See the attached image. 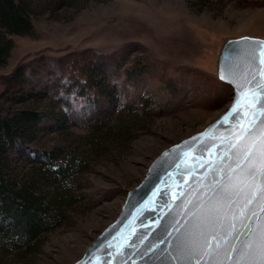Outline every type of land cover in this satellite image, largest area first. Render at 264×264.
Here are the masks:
<instances>
[{"label":"rangeland","instance_id":"obj_1","mask_svg":"<svg viewBox=\"0 0 264 264\" xmlns=\"http://www.w3.org/2000/svg\"><path fill=\"white\" fill-rule=\"evenodd\" d=\"M30 2L34 31L9 37L0 94L24 66L26 90L46 92L48 112L68 114L63 126L53 117L42 123L39 146L77 148L88 162L73 183L78 203L69 219L46 235L28 264H75L118 218L152 162L228 111L233 89L218 77L219 55L229 39H264V0ZM92 64L106 77L104 94L80 95L75 80L82 82ZM7 96L6 111L21 107L11 104L19 90ZM133 113L139 119L132 140L97 150L83 145L90 120Z\"/></svg>","mask_w":264,"mask_h":264},{"label":"trees","instance_id":"obj_2","mask_svg":"<svg viewBox=\"0 0 264 264\" xmlns=\"http://www.w3.org/2000/svg\"><path fill=\"white\" fill-rule=\"evenodd\" d=\"M33 12L30 0H0V65L6 64L13 48L11 35L33 33ZM25 71L20 66L0 94V264H28L46 235L64 226L78 203L73 183L87 169L88 162L82 151L76 153L77 148L39 146L42 123L53 117L63 126L68 114L48 112L47 93L26 90L29 80ZM96 72L98 67L92 64L84 70L82 82L75 80L78 94L89 90L104 94L106 77ZM11 89L21 92L11 103L21 107L6 111L4 102L10 101L6 99ZM99 116L90 120L83 139V145L91 150L137 136L133 127L139 113H133L131 119Z\"/></svg>","mask_w":264,"mask_h":264},{"label":"water","instance_id":"obj_3","mask_svg":"<svg viewBox=\"0 0 264 264\" xmlns=\"http://www.w3.org/2000/svg\"><path fill=\"white\" fill-rule=\"evenodd\" d=\"M244 38L229 39L224 43L218 60L219 79L221 69H227L230 64L234 72L239 73L242 70L246 62L241 53L252 47ZM247 38L264 41L260 38ZM221 81L233 89L232 104L229 108L231 109L237 91L232 84ZM247 111L252 109L242 101V107L234 118L236 126L232 123H218L226 112L202 132L163 151L152 162L144 180L128 193L118 218L98 236L75 264H184L194 246L192 241H204V237L199 234L198 225L223 195L217 181L220 179L218 169L222 166L218 156L229 148V140L225 138L230 137L231 141L237 144V148L232 149V166L235 165V154L238 150L252 144L251 140L239 138L240 125L247 127L252 119L250 116L240 115ZM260 119L264 120V116H260ZM256 135L259 136V133ZM213 145L218 147L212 149ZM259 148L257 139L253 150L256 160L245 162L243 167L251 164L254 168H259ZM206 149H212V153ZM200 157L203 159H199ZM224 160L228 162L227 155ZM201 164L204 166L201 167ZM209 168L212 170L209 171ZM262 183L264 177L257 175L252 187L247 191H257L256 186ZM259 196L257 191V199L249 209L264 216V212L260 211L261 207H264V200ZM243 203L244 197L241 196L238 205L242 206ZM243 223L248 221L244 220ZM236 230L238 234L245 231L239 218L236 220ZM189 233L193 234L191 238ZM161 240L163 243H160ZM181 241H185L187 246L181 250L179 260L173 259L178 254L177 246ZM230 248L231 242L221 248L218 261L226 258Z\"/></svg>","mask_w":264,"mask_h":264},{"label":"snow or ice","instance_id":"obj_4","mask_svg":"<svg viewBox=\"0 0 264 264\" xmlns=\"http://www.w3.org/2000/svg\"><path fill=\"white\" fill-rule=\"evenodd\" d=\"M244 41L252 47L241 53L246 62L243 64L242 70L239 73L234 72L231 64L227 69H221L220 79L233 85L237 91V97L233 107L218 123H232L233 126H236L234 118L242 107V101L248 104L252 111L243 112L240 115L250 116L252 119L247 127L240 125L239 138L251 140L252 144L238 150L235 154V165L232 166V149H236L237 144L232 142L230 137L225 138L229 140V148L218 156L222 166L218 169L220 179L217 181L223 195L218 199L216 205L209 209L208 214L198 225L199 234L204 237V241L202 243L192 241L194 246L184 264H264V216L249 209V206L257 199V191L260 193L259 198L264 200V183L256 186L257 191L250 193L247 191L252 187L257 175L264 177V131L261 130L264 129V120L260 119V116H264V41H253L247 37L244 38ZM257 133L259 136L256 135ZM257 139L260 144V166L254 168L249 164L247 167H243L245 162L256 160L253 150L256 147ZM216 147L218 146L213 145L212 149ZM212 149H206V151L211 154ZM225 155L228 156V162L224 160ZM199 159H203V157ZM211 170L209 168V171ZM241 196L244 197V203L239 206L238 200ZM260 211L264 212V207H261ZM238 218L245 229L242 234H238L236 230ZM254 218L255 222H253ZM244 220H247L248 223H243ZM167 235L170 236L171 233H167ZM192 235L189 233V238ZM230 242L231 248L227 251L226 258L223 261H218L221 248ZM160 243H163V240ZM186 246V242L181 241L177 246L178 254L173 259L179 260L180 252ZM169 255L172 256L171 253Z\"/></svg>","mask_w":264,"mask_h":264}]
</instances>
